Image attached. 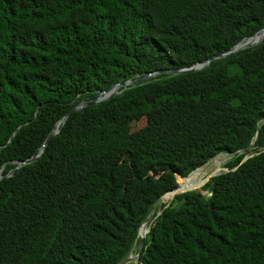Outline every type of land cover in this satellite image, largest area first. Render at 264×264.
<instances>
[{
  "label": "trees",
  "instance_id": "trees-1",
  "mask_svg": "<svg viewBox=\"0 0 264 264\" xmlns=\"http://www.w3.org/2000/svg\"><path fill=\"white\" fill-rule=\"evenodd\" d=\"M263 27L264 0H0V264H117L199 175L138 264H264V40L72 111L5 176L79 100Z\"/></svg>",
  "mask_w": 264,
  "mask_h": 264
},
{
  "label": "water",
  "instance_id": "water-1",
  "mask_svg": "<svg viewBox=\"0 0 264 264\" xmlns=\"http://www.w3.org/2000/svg\"><path fill=\"white\" fill-rule=\"evenodd\" d=\"M258 33H264V27H263L262 29H260L259 31H257V32H256L255 34H253V35H256V34H258ZM253 35H251V36H253ZM248 37H249V36H248ZM245 38H247V37L242 38L238 43H236L235 45H233V46H232L231 48H229L228 50L223 51V52H221V53H219V54L213 55V56H211V57H209V58H207V59H205V60L197 61V62L191 64L190 66H187V67H178V68H172V69H162V70H157V71H153V72H148V73L144 74L143 76H138V77H136V78H134V79H128V80H125V81L116 82V83H114L110 88H108L107 90H102V91H100L99 95H98L96 98H94V99H89V100H87V99H81V100H79L78 102H76V103L70 108V110H69L68 112H66V113H65V114H64V115H63V116L57 121V123L55 124L54 128H53L52 131L49 133V135L47 136V138H46V140L44 141V143L41 145V147H40L38 153H37L35 156H33V157H31V158H29V159H27V160H21V161H18V165H17L15 168H12V169H11V170H10L5 176H11L16 168H19V167H21V166H23V165H25V164H28V163H31V162L37 160V159L39 158V156L43 153L44 148H45V146L47 145V143L49 142V140L51 139V137H52L53 135H55V134L59 131V127H60V125L63 124V123L65 122L66 118L68 117V115H69L72 111L79 110V109H81V108H83V107H85V106L92 105V104H96V103H99V102H101V101H105V100H107V99H109V98L115 96V95L118 94L119 92H121V90H120L121 87H123V89H126V88H128V87H130V86H134V85H136V84L144 83V82L149 81L151 78H153V77H155V76H157V75H159V74H161V73L179 74V73H184V72H196V71L202 70V69L206 68V67L209 65V63H210L212 60H214V59L222 58V57L228 56V55H230V54H232V53L239 52V51H241V50H246V49L251 50V49L257 47L259 44H261V43L263 42V40H264V35H263V37L260 39V41H259L257 44L250 45V46L239 47V44H240ZM260 121H261V120H260ZM254 143H255V140H253L252 143L249 144L246 148L241 149V150H239V151H237V152L230 153V155H234V154H236V153H242V152H244V151L251 150V149L254 148ZM220 154H222V153H220ZM218 155H219V154H218ZM216 156H217V155H216ZM251 156H253V154H246V155L244 156V158L241 160V163H243L245 160H247V159L250 158ZM213 158H214V157H213ZM213 158H212V159H213ZM210 160H211V159H210ZM210 160H209V161H210ZM209 161H208V162H209ZM208 162H207V163H208ZM198 168H199V167H198ZM226 168H227V167H226ZM196 169H197V168H196ZM196 169H195V170H196ZM195 170H193L192 172H194ZM227 171H228V168H227ZM192 172H191V173H192ZM191 173H190V174H191ZM190 174H189V175H190ZM2 177H3V175L0 173V179H1ZM208 179H209V178H208ZM208 179H207V180H208ZM205 183H206V182H205ZM178 187H179V186H178ZM178 187H177V189H178ZM177 189L172 190L171 192H175V191H177ZM192 190H193V189H192ZM186 191H190V190H186ZM184 192H185V191H184ZM162 196H163V195H162ZM162 196H161V197H162ZM161 197H159V198L157 199V201H158ZM157 201H156V203H157ZM156 203H155V204H156ZM154 206H155V205H154ZM160 213H161V211H160L159 213H157V214L155 215V217H157ZM151 214H152V210H151V212L149 213V215H148V217L146 218V220H145L143 223H141L140 226L138 227V234H137L138 253H137L135 256H133V255H132V251H131L128 257H126L125 259L121 260V261L118 262L117 264H129L130 262L135 261V260H136V261L138 260V262H139L140 255H141L142 250H143L144 238H145V236H146V235H145V236L140 235V234H139V229H140V227H141L143 224H145V223H147V222H150ZM155 217H154V219H155ZM154 219H152V221H151L150 224H152V222L154 221ZM149 230H150V227H149Z\"/></svg>",
  "mask_w": 264,
  "mask_h": 264
},
{
  "label": "bare ground",
  "instance_id": "bare-ground-1",
  "mask_svg": "<svg viewBox=\"0 0 264 264\" xmlns=\"http://www.w3.org/2000/svg\"><path fill=\"white\" fill-rule=\"evenodd\" d=\"M262 35H264V33H258V34H256V35H253V36L249 37L248 39L243 40V41L239 44V47L250 46V45H254V44H256L257 41L261 38ZM222 155H223V154H219V155L215 156L213 159L210 160L209 164H210L214 159H216V158H218V157H220V156H222ZM206 166H207V165H206ZM200 176H201V175H199V177H198V179H197V181H196L195 183H191V184H189L186 188L181 189L180 191L169 192V193L165 194L163 197H161V198L157 201V203L155 204V206H154L153 209H152V214H151V218H150V220L153 218V215H154V213H155V211H156V208L158 207V204H159V202H160V200H161L162 198H165V197H168V196H173V195H175L177 192H184V191H186V190L196 189V188L199 187L200 184L203 182V178H201ZM160 211H161V210H158L155 214L159 213ZM148 224H149V222L143 224V225L140 227V229H139V234H140V235L145 236V235L148 233V231H149Z\"/></svg>",
  "mask_w": 264,
  "mask_h": 264
},
{
  "label": "rangeland",
  "instance_id": "rangeland-1",
  "mask_svg": "<svg viewBox=\"0 0 264 264\" xmlns=\"http://www.w3.org/2000/svg\"><path fill=\"white\" fill-rule=\"evenodd\" d=\"M145 124V120L144 119H141V120H139V121H135V122H133L132 124H131V130H136V129H138V128H140L141 126H143ZM222 154H225V153H222ZM226 163V162H225ZM225 171H227V168L225 167V164H224V169L223 170H221L218 174H221V173H223V172H225ZM217 174V175H218ZM204 194H207V195H209V193L208 192H203ZM162 201V199L160 200V202ZM160 202H159V204H160ZM159 204H158V207H159ZM158 209V208H157ZM138 253V246H135L134 247V249H133V251H132V255L133 256H135L136 254ZM129 264H138V260L136 261H132V262H130Z\"/></svg>",
  "mask_w": 264,
  "mask_h": 264
},
{
  "label": "clouds",
  "instance_id": "clouds-1",
  "mask_svg": "<svg viewBox=\"0 0 264 264\" xmlns=\"http://www.w3.org/2000/svg\"><path fill=\"white\" fill-rule=\"evenodd\" d=\"M151 221V220H150Z\"/></svg>",
  "mask_w": 264,
  "mask_h": 264
}]
</instances>
